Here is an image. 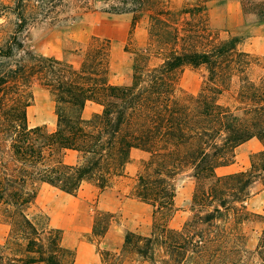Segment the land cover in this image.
<instances>
[{"label":"trees","instance_id":"1","mask_svg":"<svg viewBox=\"0 0 264 264\" xmlns=\"http://www.w3.org/2000/svg\"><path fill=\"white\" fill-rule=\"evenodd\" d=\"M17 1L18 30L0 45V219L8 226L0 264H74L62 230L32 210L39 186L70 195L84 182L106 189L123 176L132 149L148 156L131 194L153 208L155 221L148 233L126 231L117 253L100 251L101 264H264V231L251 249L245 229L258 216L247 202L255 182L264 187V148L247 169L217 174L239 145L264 143V57L243 50L241 36L220 37L209 0L179 9L164 0H104L99 10L129 14L131 28L147 17V46L134 56L130 81L114 84L106 40L93 38L77 66L34 54L21 37L26 18ZM35 1L40 10L45 0ZM239 3L264 22V0ZM185 66L202 70L195 94L178 91ZM34 83L54 102L52 132L28 125ZM87 103L99 110L84 118ZM70 152L74 160L66 161ZM185 171L194 179L190 215L171 227L174 180ZM113 221L112 212L97 210L91 235L102 239Z\"/></svg>","mask_w":264,"mask_h":264},{"label":"rangeland","instance_id":"2","mask_svg":"<svg viewBox=\"0 0 264 264\" xmlns=\"http://www.w3.org/2000/svg\"><path fill=\"white\" fill-rule=\"evenodd\" d=\"M99 0L93 8H86L84 0H45L37 9L35 0H23V14L26 18L21 37L34 54L53 56L72 65H79L87 46L97 38L108 41L110 61L108 80L121 84L130 81L132 63L136 52L147 46V17L144 15L131 28L130 15H110L99 10ZM197 0H164L172 9ZM17 0H0V45L18 30L20 19L16 15ZM56 4L54 9L51 6ZM210 26L217 30L221 38L241 36L240 47L250 53L264 57V22H256L254 17L242 12L239 0H209ZM20 32V31H19ZM158 62L151 58L150 63ZM255 73L260 67L254 65ZM202 70L185 66L178 73L179 93L195 94L201 83ZM30 91L32 100L27 107L30 127L43 126L48 132L55 129V106L45 89L34 83ZM99 110L94 103H87L83 117L88 118ZM264 143L252 138L239 145L234 151L231 164L219 168L217 174L245 170L250 165L252 154L262 150ZM147 153L132 150L125 166L124 174L106 189L100 190L92 182H84L74 195H70L48 184L39 186L34 212L47 216L51 227L62 230L63 244L74 251V264H101L100 251L117 253L126 231L148 233L155 221L153 208L132 196L131 190L142 160ZM66 161L74 160L68 154ZM175 210L168 221L171 227H180L190 215V200L194 179L188 172L175 176ZM248 199V209L257 214L246 223L250 237L249 247L254 248L257 238L264 231V187L255 182ZM97 210L114 214V221L102 239L91 235L93 217ZM8 226L0 219V240Z\"/></svg>","mask_w":264,"mask_h":264},{"label":"crops","instance_id":"3","mask_svg":"<svg viewBox=\"0 0 264 264\" xmlns=\"http://www.w3.org/2000/svg\"><path fill=\"white\" fill-rule=\"evenodd\" d=\"M210 21V24H211V20H209ZM132 150H134V149H132ZM131 150V151H132ZM135 150H138V149H135ZM141 151V150H140ZM143 152V151H142ZM68 154H72L73 155V152H70V153H68Z\"/></svg>","mask_w":264,"mask_h":264}]
</instances>
